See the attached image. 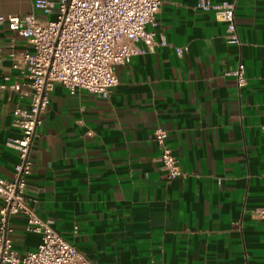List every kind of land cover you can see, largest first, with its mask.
<instances>
[{
  "label": "crops",
  "instance_id": "1",
  "mask_svg": "<svg viewBox=\"0 0 264 264\" xmlns=\"http://www.w3.org/2000/svg\"><path fill=\"white\" fill-rule=\"evenodd\" d=\"M0 0V17L36 15ZM234 4L241 45L197 5ZM156 47L115 69L108 99L57 85L30 152L27 204L95 264H264V0H162ZM29 42L0 22V85L23 79ZM242 63L247 85L233 72ZM8 79V81H6ZM30 100L0 90V177L12 181L21 140L13 112ZM167 131L182 176L170 179L154 133ZM3 203L0 201V209ZM11 217L21 256L41 237Z\"/></svg>",
  "mask_w": 264,
  "mask_h": 264
},
{
  "label": "built area",
  "instance_id": "2",
  "mask_svg": "<svg viewBox=\"0 0 264 264\" xmlns=\"http://www.w3.org/2000/svg\"><path fill=\"white\" fill-rule=\"evenodd\" d=\"M161 6L162 0H35V12L45 19L36 15L0 17V22L32 47L23 55V79L0 85V90L9 89L21 100H30L28 110L17 108L13 112L14 126L23 135L8 144L20 154L14 180L0 177V264H95L27 204L28 179L34 171L30 152L54 88L61 85L72 95L85 91L108 99L119 85L116 67L130 64L140 53L137 44L143 43L151 51L156 47L155 34L149 28L157 27ZM197 8L213 11L216 20L227 25V44L241 45L234 4L211 6L201 2ZM244 70L240 63L233 72L240 89L247 85ZM154 136L168 177H181L179 160L167 144V131L158 128ZM16 216L25 218L27 233L41 237L37 250L24 256L3 234L10 218ZM253 217L264 222V208L256 209Z\"/></svg>",
  "mask_w": 264,
  "mask_h": 264
},
{
  "label": "rangeland",
  "instance_id": "3",
  "mask_svg": "<svg viewBox=\"0 0 264 264\" xmlns=\"http://www.w3.org/2000/svg\"><path fill=\"white\" fill-rule=\"evenodd\" d=\"M49 19H50V20H55V17H50Z\"/></svg>",
  "mask_w": 264,
  "mask_h": 264
}]
</instances>
